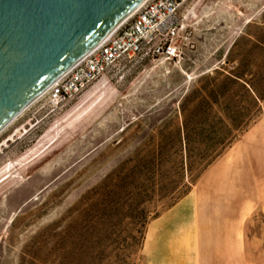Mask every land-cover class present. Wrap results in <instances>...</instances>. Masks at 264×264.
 <instances>
[{
  "label": "rangeland",
  "instance_id": "rangeland-1",
  "mask_svg": "<svg viewBox=\"0 0 264 264\" xmlns=\"http://www.w3.org/2000/svg\"><path fill=\"white\" fill-rule=\"evenodd\" d=\"M182 24L179 57L115 67L60 109L39 98L0 132V264H264V101L173 204L155 184L137 203L111 194L146 140L180 122L202 75L248 59L256 73L264 60L252 46L264 39V0H191Z\"/></svg>",
  "mask_w": 264,
  "mask_h": 264
},
{
  "label": "trees",
  "instance_id": "trees-1",
  "mask_svg": "<svg viewBox=\"0 0 264 264\" xmlns=\"http://www.w3.org/2000/svg\"><path fill=\"white\" fill-rule=\"evenodd\" d=\"M252 46L264 55L263 38L254 37ZM251 62L239 61L232 71L218 67L202 75L199 81L204 83L188 90L180 100V122L170 130L160 126L146 140L143 152L128 159L132 165L120 176L112 196L122 188L137 203L151 184L157 185L161 196L169 192L171 204L187 193L189 186L184 180L190 178L193 183L260 114L259 104L264 101V60L256 63L259 69L256 73L250 71ZM227 63L228 59L223 64ZM194 94L198 95L197 102L189 108ZM120 174L116 169L112 175Z\"/></svg>",
  "mask_w": 264,
  "mask_h": 264
},
{
  "label": "water",
  "instance_id": "water-1",
  "mask_svg": "<svg viewBox=\"0 0 264 264\" xmlns=\"http://www.w3.org/2000/svg\"><path fill=\"white\" fill-rule=\"evenodd\" d=\"M144 0H0V132Z\"/></svg>",
  "mask_w": 264,
  "mask_h": 264
},
{
  "label": "built area",
  "instance_id": "built-area-1",
  "mask_svg": "<svg viewBox=\"0 0 264 264\" xmlns=\"http://www.w3.org/2000/svg\"><path fill=\"white\" fill-rule=\"evenodd\" d=\"M191 0H144L114 31L85 53L39 96L60 109L115 67L138 57H179V31Z\"/></svg>",
  "mask_w": 264,
  "mask_h": 264
},
{
  "label": "bare ground",
  "instance_id": "bare-ground-1",
  "mask_svg": "<svg viewBox=\"0 0 264 264\" xmlns=\"http://www.w3.org/2000/svg\"><path fill=\"white\" fill-rule=\"evenodd\" d=\"M101 90H102V88H101V83L99 84V85H97L93 90H90L86 95H85V97L83 98V102H84V104H83V106L81 107V109H80V111L78 112V114L82 111V110H84V109H86L88 106H90V105H92V103L94 102V100H95V98L98 96V94L101 92ZM38 99V97L37 98H35L32 102H34L35 100H37ZM32 102L30 103V104H32ZM29 104V105H30ZM28 105V106H29ZM27 106V107H28ZM26 109V107L24 108V110ZM24 110H22V112L24 111ZM22 112H20L18 115H20ZM17 115V116H18ZM16 116V117H17ZM15 117V118H16ZM14 118V119H15ZM14 119L12 120V121H14ZM12 121L10 122V123H12ZM9 123V124H10ZM8 124V125H9ZM7 125V126H8ZM6 126V127H7ZM5 127V128H6ZM4 128V129H5ZM6 180V178H0V186H1V184L4 182Z\"/></svg>",
  "mask_w": 264,
  "mask_h": 264
},
{
  "label": "crops",
  "instance_id": "crops-1",
  "mask_svg": "<svg viewBox=\"0 0 264 264\" xmlns=\"http://www.w3.org/2000/svg\"><path fill=\"white\" fill-rule=\"evenodd\" d=\"M149 264H218L216 262H200V261H192V262H153Z\"/></svg>",
  "mask_w": 264,
  "mask_h": 264
}]
</instances>
